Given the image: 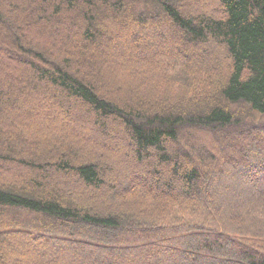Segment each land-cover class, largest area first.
<instances>
[{
  "label": "trees",
  "instance_id": "1",
  "mask_svg": "<svg viewBox=\"0 0 264 264\" xmlns=\"http://www.w3.org/2000/svg\"><path fill=\"white\" fill-rule=\"evenodd\" d=\"M194 1L0 0V264H110L69 261L51 236L117 264H137L117 251L129 246L159 257L150 264H264V191L259 204L236 201L251 169L264 176V0ZM93 128L113 139V167L75 143ZM122 163L148 215L119 186ZM236 172L250 184L234 192ZM105 189L118 206L99 200ZM14 230L32 237L21 247L5 236Z\"/></svg>",
  "mask_w": 264,
  "mask_h": 264
},
{
  "label": "rangeland",
  "instance_id": "2",
  "mask_svg": "<svg viewBox=\"0 0 264 264\" xmlns=\"http://www.w3.org/2000/svg\"><path fill=\"white\" fill-rule=\"evenodd\" d=\"M194 5L198 8H201V9H205V10H213L217 5L218 3L215 2V0H195L194 2ZM53 34V33H52ZM169 37V36H168ZM143 41V40H142ZM148 41H151V38L148 39ZM147 41V42H148ZM153 42H156L155 40H153ZM157 42H158V39H157ZM174 42L176 44H178L177 40H174ZM170 41V43H168V46H175V43ZM56 46H60L59 44H56ZM191 47V46H189ZM104 49V48H103ZM111 51H113V58L117 52V50L115 49V47H113L112 49H110ZM148 51L150 52V60L152 61L153 58H152V52L154 51V49L151 50V48H148ZM146 52V50H145ZM139 57H142L144 59V57H146L143 52L141 53L140 52V55H138ZM160 57V56H159ZM102 60V59H101ZM147 61V57L145 59ZM102 63V62H101ZM150 63V62H149ZM113 66V65H112ZM111 66V67H112ZM106 75H109V73H106ZM147 77H148V74H147ZM115 83H117L115 80H113ZM10 112V110H9ZM96 128V127H95ZM93 128V129H90L89 131L86 130L85 132L82 131V135H78L76 136V138H80V139H76L75 140V143H77V146L78 147H86L87 150H85L86 152L90 153V154H100L101 156H103L105 158V162H107L109 165H111L113 167V162H117L118 160H120V156H119V153L116 152L114 150V143H113V139H110L108 141H102V139H96V134L94 131H96V129ZM116 129V128H115ZM114 129V130H115ZM113 128L110 132L111 135L114 134V136L117 135V137L120 136V134L116 131H114ZM88 131V132H87ZM68 132V131H67ZM69 132L71 133H76L75 131H73L71 128H69ZM233 134V132H231ZM87 137H86V136ZM111 135H108V136H111ZM52 136L54 137L55 134L52 132ZM196 137V134L194 133V135ZM60 137L61 138H64L62 134H60ZM55 138V137H54ZM201 140L202 142H204L205 144H214L215 142L219 143V146H218V149L219 151L222 150V149H225L224 148V141H222L223 139H221L220 137L218 136H215V135H211V134H208V135H203L201 137ZM118 144V141L116 140L115 141V145ZM228 153V152H227ZM264 153V152H263ZM264 156V155H263ZM253 160V159H251ZM254 160H257L254 158ZM124 164H127L126 162H124ZM123 163L122 164H119L118 167L115 168V172L117 173V170H122V168H125V167H122L124 165ZM117 169V170H116ZM132 169V168H130ZM140 170H142V167L140 168ZM114 172V174H115ZM123 174L121 175V178H120V183H119V186H121V189H123L124 193L125 194H128L130 193L132 197H135L137 199V202L139 203V205L141 206V208L143 209V212L145 213V215H148V208H149V198H145L143 199L138 193H137V188L139 187V184L138 183H128L127 179L124 177L126 174L123 170L121 171ZM14 171L12 172H8V173H3L4 175V178H14ZM259 174V171H253L252 169L248 172V175H250V181L253 183V185L251 186V188H247L248 191H246L244 194H243V198H241L239 200V196L237 197V202H243L245 205H251V204H254V203H258V200L256 198V194H257V191L256 189L254 190V188H258L259 190H263L264 191V176H258ZM250 181L249 179L248 180H241V175L240 173L236 172L235 175H234V181L232 182V190H234V192H237L239 190H244L248 184H250ZM255 181H256V186H255ZM72 184H74L75 180H71ZM244 182H246L244 184ZM137 187V188H136ZM231 187V185H230ZM229 187V188H230ZM75 188H77V190L75 191V193H80V190L83 191L84 193L87 194V196H90V194H88L87 192L89 190H85V189H80L78 186H73V189L75 190ZM136 192V193H135ZM250 192V193H249ZM74 193V192H73ZM101 193V192H99ZM123 193V192H122ZM213 193L215 194V192H211V197L213 198V200L217 201L218 198H216V196H213ZM256 195V196H255ZM99 197V200L102 201V203L107 206L108 204L109 205H114V206H118V201L116 199H113L114 198V195L112 193V191L110 190H107L105 189V191L101 194L98 195ZM210 197V198H211ZM84 198V197H83ZM164 199V198H163ZM235 199V198H234ZM234 199H231V201H233ZM85 201H90V202H93V199H91L90 197H85L84 199ZM170 201L172 200H167V199H164V202L167 204V203H170ZM234 202L233 205L236 206V207H239L236 205L237 202ZM197 203V202H196ZM189 205H192V208H193V211H196L197 213H202L205 209V206L203 205H196V204H189ZM165 207V206H164ZM164 211H165V208H164ZM163 211V212H164ZM163 212L161 210H158V213H159V216L161 217L162 215L165 217V215L163 214ZM167 215V213H166ZM142 219V218H141ZM33 224V223H32ZM31 225V224H28V226ZM37 228V227H35ZM19 234H21V231L20 230H14L13 233H10V234H5V236H8L10 237V241L11 239H15V237H19L18 239V242L20 243V246L23 247L21 244L22 243H26L28 240V237H32V232H29V233H24L25 235H23L24 237L20 236ZM27 234V235H26ZM178 236V235H177ZM179 236H184L182 234H179ZM178 236V237H179ZM50 239H48V242L51 240L52 242H56L54 244H56L59 248V246H63V247H67L68 249V255H69V261L72 259L73 261L75 260H84V259H95L94 258V255H100L101 258H103L106 262H109L110 264H117L118 262H120V260H118V258L116 259V254L111 252L110 250H104V249H100L99 246H95L94 244H91V243H88V242H83V248L84 249H78V250H75V252H73L74 250V247H72L71 249V246L69 245V239L67 238H60L58 236H55V237H49ZM186 238H189V236H187ZM46 239V237L44 236H40L37 240V242L40 244V242L42 240ZM180 241H183L181 240L180 238ZM186 241V240H184ZM35 242V241H34ZM36 242V243H37ZM12 243V241H11ZM30 243V242H29ZM31 244V243H30ZM74 244V243H72ZM165 244V243H163ZM162 243H154V244H148V246H154L153 248H149V250L152 251V253H157V250L156 248H158L159 246H163ZM55 245V246H56ZM158 245V247H157ZM167 245V244H166ZM28 246V245H27ZM25 245V247H27ZM54 246V247H55ZM144 248L147 247V245H143ZM9 247V246H8ZM10 248V247H9ZM53 248V247H51ZM11 250V249H10ZM57 250V249H56ZM89 250H93L92 252L93 253H89ZM121 251V254L125 257H123V259L126 261V262H133L135 261V263L138 264V260H142V263L140 264H146V263H151V262H147V261H150L151 259H156L159 261V257H147L146 253H143V250L141 249V247H138V246H129V247H126L125 248V252H123L122 248L120 249H117V251ZM12 251H14L12 249ZM33 253H36L37 255L34 256L36 258L40 257V253H37V252H33ZM159 254H161L160 252H158ZM125 254V255H124ZM67 255V256H68ZM62 258V254H61V251H59L58 249V252L57 251H54V256L52 257L53 260L56 259V258ZM65 257V256H64ZM122 258V257H121ZM65 260V259H64ZM175 260V259H174ZM56 261V260H55ZM68 261V260H67ZM68 261V262H69ZM137 261V262H136ZM168 261V262H167ZM177 261V260H176ZM178 261H181V259H179ZM165 264H171L172 262V259L171 260H165ZM68 264H72L71 262H69Z\"/></svg>",
  "mask_w": 264,
  "mask_h": 264
}]
</instances>
